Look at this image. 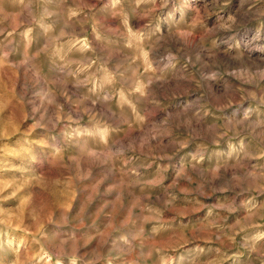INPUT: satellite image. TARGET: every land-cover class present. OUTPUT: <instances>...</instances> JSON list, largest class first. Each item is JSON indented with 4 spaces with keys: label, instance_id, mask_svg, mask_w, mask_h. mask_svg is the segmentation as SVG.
<instances>
[{
    "label": "rangeland",
    "instance_id": "rangeland-1",
    "mask_svg": "<svg viewBox=\"0 0 264 264\" xmlns=\"http://www.w3.org/2000/svg\"><path fill=\"white\" fill-rule=\"evenodd\" d=\"M0 264H264V0H0Z\"/></svg>",
    "mask_w": 264,
    "mask_h": 264
}]
</instances>
